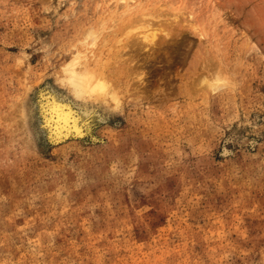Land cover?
<instances>
[{"label": "rangeland", "instance_id": "obj_1", "mask_svg": "<svg viewBox=\"0 0 264 264\" xmlns=\"http://www.w3.org/2000/svg\"><path fill=\"white\" fill-rule=\"evenodd\" d=\"M125 1L0 0V264H264V0Z\"/></svg>", "mask_w": 264, "mask_h": 264}, {"label": "bare ground", "instance_id": "obj_2", "mask_svg": "<svg viewBox=\"0 0 264 264\" xmlns=\"http://www.w3.org/2000/svg\"><path fill=\"white\" fill-rule=\"evenodd\" d=\"M122 2L123 1H125V0H121ZM125 2H127V1H125ZM131 26V25H130ZM145 26V25H144ZM143 25H142V27H144ZM133 27V26H132ZM135 27H138V26H135ZM139 27H140V25H139ZM132 29V28H131ZM128 30V32L129 31H132V30ZM142 29V28H141ZM142 30H144L145 32H144V34L142 35V33H141V37H142V40H143V38H144V41L145 40H147V41H149V42H147V44L148 43H153V41L155 40V37H156V32L155 31H149V32H147V30L146 29H142ZM141 31V30H140ZM142 32V31H141ZM125 34V33H124ZM131 33H129V35H130ZM128 35V34H127ZM128 35V36H129ZM95 41V40H94ZM93 41V42H94ZM144 44H146V42H144ZM150 45L151 44H149L148 46L150 47ZM79 57H74V58H72V60L71 61H69L67 64H66V67H65V73H66V78H65V80H66V82L71 86V88L73 89L72 91H74L75 92V94L76 95H78V96H86V95H88V96H103L104 94H106L107 92H108V85H107V83L105 82V77H104V79H103V77L100 75L101 73L99 72V74L97 73V72H95V70H90V69H87V68H81L80 66H79ZM83 64V63H82ZM91 68V67H90ZM96 69V68H95ZM97 69H100V68H97ZM64 71V70H63ZM102 71V70H101ZM62 79V78H61ZM63 80V79H62ZM64 82V81H63ZM65 83V82H64ZM217 83V82H216ZM214 84V83H213ZM218 84V83H217ZM217 84H215V86L217 85ZM110 85V84H109ZM218 87V86H217ZM69 88V87H68ZM51 90V89H50ZM48 91V90H47ZM71 91V90H70ZM108 94V93H107ZM52 95V94H51ZM74 95V94H73ZM48 96V95H47ZM46 96V97H47ZM50 96V95H49ZM48 96V97H49ZM105 97V96H104ZM60 98H61V96H60ZM45 99V98H44ZM52 99V98H51ZM87 99H88V97H87ZM90 99V98H89ZM94 99V98H93ZM91 100V99H90ZM95 100V99H94ZM93 100V101H94ZM97 100H98V98H97ZM103 100H104V98H103ZM46 101V100H45ZM64 101H65V99H64ZM82 101V100H81ZM96 101V100H95ZM47 102V101H46ZM63 102V101H62ZM61 101H60V99L58 98L57 99V97L56 96H54V101H53V103H52V105H51V110H52V112H54V114H55V118L57 119H55L56 120V129H57V135L58 134H62V132H64V133H68V131H69V129L67 128V126L66 125H68V127L70 126V124H68V122H69V120L71 119V111H69V110H66L65 111V109H64V107H65V103H62ZM88 102H90V101H88ZM105 102V101H104ZM49 103V102H48ZM68 103V102H67ZM73 104H74V102H73ZM75 104H77V103H75ZM39 105V104H38ZM44 105V104H43ZM93 105V104H92ZM45 106V105H44ZM68 106V105H67ZM66 106V107H67ZM79 106H80V104H79ZM88 107V106H87ZM73 108V107H72ZM76 108V107H75ZM90 108V107H89ZM42 109V108H41ZM70 109V108H69ZM75 110V109H74ZM44 111V110H43ZM48 111H49V108H48ZM75 111H77V110H75ZM45 112V111H44ZM47 112V111H46ZM73 113V112H72ZM78 113V112H77ZM94 113V112H93ZM95 113H97V112H95ZM49 114V113H48ZM50 115V114H49ZM74 115H76V114H74ZM96 115H98V114H96ZM51 116H53V115H50V117ZM78 116V115H77ZM92 115H91V112L89 111V110H85V111H82L81 113H80V116H79V118L80 119H82L83 121H87V119H89L90 117H91ZM43 117V116H42ZM48 118H49V116H48ZM52 118V117H51ZM74 118V117H73ZM79 118H78V120H79ZM96 119V118H95ZM100 119V118H99ZM98 119V120H99ZM48 120V119H47ZM74 123H73V129H75L76 130V132H79L80 131V127L77 125V118L75 117L74 119H71ZM81 120V121H82ZM45 121V120H44ZM89 122V121H88ZM50 124H51V122H50ZM50 124H49V126H50ZM54 124V123H53ZM82 124V123H81ZM47 125V124H46ZM43 126V125H42ZM48 126V125H47ZM54 126V125H53ZM55 127V126H54ZM45 128V127H44ZM72 128V127H71ZM70 128V129H71ZM49 129V128H48ZM72 129V130H73ZM52 130H54L55 131V129H52ZM51 130V131H52ZM65 130V131H64ZM55 132V133H56ZM75 132V131H74ZM49 133V132H48ZM83 133V132H82ZM54 135V134H53ZM56 135V136H57ZM74 135V134H73ZM81 135V134H80ZM49 136H51V135H49ZM55 136V137H56ZM59 136V135H58ZM65 137V136H64ZM62 138H63V136H62ZM61 138V139H62ZM64 139V138H63ZM57 140V139H56Z\"/></svg>", "mask_w": 264, "mask_h": 264}]
</instances>
